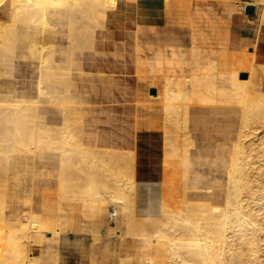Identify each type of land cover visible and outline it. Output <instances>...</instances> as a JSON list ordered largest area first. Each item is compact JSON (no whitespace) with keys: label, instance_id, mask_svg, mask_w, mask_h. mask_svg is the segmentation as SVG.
<instances>
[{"label":"bare ground","instance_id":"bare-ground-1","mask_svg":"<svg viewBox=\"0 0 264 264\" xmlns=\"http://www.w3.org/2000/svg\"><path fill=\"white\" fill-rule=\"evenodd\" d=\"M150 2L155 1L0 0V12L6 9L0 15V264H61L58 243L83 230L71 214L76 208L93 221L107 209L112 211L103 247L110 263L104 264H264V66L245 47L251 43L250 35L241 36L239 45L232 42L231 24L245 5H264V0H189L235 3L229 48L243 60L238 71L237 67L228 71V87L241 94L242 106L235 134L228 135L218 150L201 152L189 131L190 92L148 82L157 85L164 106L159 122L164 176L158 188L136 183L133 152L88 145L72 132V118H64L57 130L40 112L41 96L62 110L69 103L78 53L102 46L112 47L118 56L126 44L119 38L126 31L139 52L140 24L151 14ZM178 19L191 20L184 12ZM261 21L254 46L264 39V12ZM35 27L37 36L31 32ZM46 29L56 30L59 38H48ZM25 58L36 61V91L19 98L14 88L16 67ZM134 59L125 65L144 81L138 73L141 59ZM51 83L59 84L63 92L52 90L57 85ZM43 150L58 158L56 213L31 208L26 211L29 220H11L7 212L11 164L18 155L36 156ZM116 157L120 163L111 160ZM198 164L211 169L206 173ZM79 173L82 186L76 182ZM118 221L123 232L117 229ZM101 237L93 232L94 241Z\"/></svg>","mask_w":264,"mask_h":264},{"label":"crops","instance_id":"crops-1","mask_svg":"<svg viewBox=\"0 0 264 264\" xmlns=\"http://www.w3.org/2000/svg\"><path fill=\"white\" fill-rule=\"evenodd\" d=\"M5 11L6 9H3L0 12V15L5 14ZM145 19L168 23L172 26V28H174L175 32L182 35L179 36L178 42L174 44L175 51L177 50L176 54L178 55L177 69L182 73L180 79L173 84L171 80L163 76V65L158 63L153 65L156 67L155 72H149L151 70L149 69L151 66L143 64L140 51H136V55L134 57L136 58V62L139 61L138 57H141L139 70L142 67V64L144 69L147 68L146 75L144 74V76H146L144 81H139L135 78L133 68H131L130 71L134 77L130 79H103L105 78V72L98 71L96 76L99 77V79L86 81L78 80L84 76L85 73H87L83 69L81 54L78 53L68 93L69 103H65V108L62 110L60 105L52 103L46 96H41L40 112L45 119L52 126H54V129L56 128L57 130L60 129L66 118H72V123L75 125L71 126L72 132L74 131L73 133L78 135V137L82 135L88 145L107 150H129L133 152L136 162L134 163L133 177L136 183L141 187L156 189L162 184L164 176L163 163L160 161L162 153V140L161 129L159 127V122L164 114V106L163 99L158 95V87L156 85H150L148 82H152L153 80V83L162 84L166 89L178 90L183 88L190 92V134L195 137L198 151L213 152L225 144L227 139L226 137H228V135L235 134L237 131L239 114L242 106V102L240 101L241 94L230 91V87H228V71H235L233 70L235 67H237L236 70L238 71L241 67L239 61L243 60V58L241 56H233V53L226 51H209L207 48L201 49L200 47H195V44L197 46L201 45V43H198V40H196L197 38L195 37V32L190 22H169L160 18H153L150 14L146 15L144 17V20ZM186 27L188 28V32L186 33L188 35V43H186L184 39V30ZM31 32L33 34V31ZM50 32L57 34L56 30H45L48 38L56 40L57 37L49 35ZM37 35L38 34L36 33L35 36ZM24 41L27 40L25 39ZM262 43H264V39L257 42L256 45ZM25 48L26 49L24 51L27 50V45ZM119 54L122 56V51H120ZM20 64L22 66H26L27 61L24 63L20 62ZM28 66L30 68L29 70L32 71V79L30 83L27 84V81L21 80V89L18 88L17 90L16 81H14L15 92L19 98L25 97L26 93L35 94L36 91L35 77L37 70L35 59L28 58ZM148 72L151 74V77ZM51 84L57 85L52 86V90L59 93L63 92L62 87L59 84ZM149 95H152L153 98L149 99ZM158 98L162 99L161 114L153 112L151 111L152 109L150 110L149 108L150 105L158 102ZM194 113H206L209 117H213L215 122H221V124H224L220 125V129H215V134L211 136L203 134V138H201V142L199 143L197 130L200 128L193 116ZM77 128L80 130H76ZM216 133H219V135ZM210 140H214L215 144H212ZM217 140H220V142ZM46 156L51 157V159H57V161L55 159L52 160L53 163L50 165L51 168H55L58 164V158L54 155L53 151H39L36 156L25 154L16 156L11 164L8 190L12 183L17 182L19 174L23 169L30 165L31 161L34 163L36 158ZM114 162L120 163L117 159L114 160ZM57 172L58 168L54 173V177L56 179L51 178L46 182L39 180L37 182V186H33L31 188L28 198L29 204H31L33 196H35L36 201H39V195H47V199H53L56 203L58 184ZM79 175L76 177V182L78 184L84 180L82 173H79ZM43 184L47 187H40L43 186ZM78 184L77 186L83 185ZM37 188H40V191H37ZM31 208L32 207L29 206L27 211H30ZM35 208L37 211L40 210L38 202L35 204ZM44 212L55 214L56 208L46 210ZM71 214L73 216V220H78L81 227L83 225L82 232L90 231L92 229L88 227V225L93 226L94 223H92L90 219L84 218V214L81 211L77 209L74 210V214ZM11 220H14V218L12 217ZM22 220H29L28 212L22 215ZM61 240L63 241H60L57 245L61 258V264H68L71 262V258L68 253L69 239L65 240V238H63Z\"/></svg>","mask_w":264,"mask_h":264},{"label":"rangeland","instance_id":"rangeland-1","mask_svg":"<svg viewBox=\"0 0 264 264\" xmlns=\"http://www.w3.org/2000/svg\"><path fill=\"white\" fill-rule=\"evenodd\" d=\"M154 1V3L150 2L149 4H147V8L150 10V15L153 16V18H160L164 21L169 22H177L179 21L178 14L180 12H184L188 14V16H190L191 20L189 22L193 26V30L197 38L196 40H198V43H201V45H197V47H200L201 49L207 48V50L209 51H226L229 53L235 52V50H230L229 48V29L232 15L235 10V3L229 4V6H224L218 5L217 3L206 4L204 2H189V0ZM255 7L257 9V12L254 15L246 14L245 8L243 10V13L236 12L233 22L231 23L232 42L239 45L242 43H240L241 39H239L241 36L246 37L250 35L252 37L251 43L246 44L245 47L247 51L253 52V54L258 58L259 66L263 67L264 43L254 46L253 42L258 27L262 22L261 20L262 14L264 12V5L262 3H259L258 5H255ZM241 17H244L245 20H242ZM32 31L34 36L36 35V33L39 34V29L37 27L33 28ZM184 31V39L185 42L188 43V35L186 34L188 32V28L186 27ZM49 35L59 38V36L54 32H50ZM180 35V33L174 31V28H172L171 25L161 21L158 22L157 20L145 19L140 24L138 43L139 51L143 59V64L151 66L149 68L151 69L149 72H155L156 67L153 66L154 64H162L163 76L171 80L173 84L182 76L180 70L177 69L178 55L176 54L177 50L175 51L174 46V44L178 42V38ZM119 39L126 42L122 56H114V49L112 47L102 48V46H99L97 50L93 52H83V54L81 55V58L83 60V69L87 73H85L84 76H82L78 80L86 81L92 79H99V77L96 76L98 71L105 72V74L103 73L105 76V78L103 79L124 80L133 78L134 76L130 71L131 68H128V65H132L133 59L135 57L134 40L131 36H129L127 31L126 33L121 35ZM99 42H102L101 37H99ZM26 61V66H22L18 61L19 63L16 67L15 81L17 90L18 88H20L21 80H25L27 81V84H29L32 79V71L29 70L30 68L28 66V59H26ZM143 64L138 73L140 77H143V79H145L146 76H144V74L146 75L147 68L144 69ZM149 72L148 74L151 77V74ZM148 97L149 99L153 98L152 95H149ZM158 99V102L153 103V105H150L149 108L150 110L152 109L151 111L158 112L159 114H161L162 99ZM240 101L242 102L241 97ZM193 116L199 124L200 128L199 130H197L199 143L201 142V138H203V134L211 136L215 134V129H220V125L224 124H221V122H215L213 120V117H209V115L206 113H194ZM216 134L219 135V133ZM217 141L220 142V140ZM210 142L212 144H215L214 140H210ZM54 159L55 158L51 159V157L49 156L36 158L34 160V163L31 161L30 165L22 170V172L18 176L17 182L12 183L11 187L8 190L9 207L7 212L9 219L13 217L15 221L20 220L22 215L24 213H27L26 211L28 210L29 206H31L33 211L35 212H44L46 210L56 208L55 200L47 199V195L43 196L38 194L40 196L39 201H36L35 196H33V198L31 199V204H29L28 200L31 188L33 186H37V182L39 180L46 182L49 181L51 178H55L54 173L58 168L57 162V166L55 168L50 167V165L53 163L52 160ZM115 159H117V157L114 159L111 158V160L113 161ZM55 160L57 161V159ZM197 167H199L206 173H208L211 169L209 164H198ZM40 187L47 186L43 184V186ZM37 202L40 205L39 211H37L35 208V204ZM74 210H77V208L73 209V212ZM111 212L112 211L110 209H107V211L103 212L100 217H98L97 220L95 219L94 221L89 218L95 225H88V227L92 228L90 231H81L82 233L79 232L77 233V235L73 234L70 236L68 244V253L71 258V262H69L68 264H89L90 262L91 264H101L103 261L104 264L105 262H109V257L105 258L107 257L106 255L109 254L107 250L104 251L105 244L107 243V238L104 236V232H106L110 227L109 224L111 223L109 219L111 217L109 216V214ZM123 226L124 225L121 224L120 221L117 222V229L122 232L124 231ZM93 232H98L102 236L99 242L94 241V239L92 238ZM91 239H93L94 243ZM96 252L97 254H95ZM104 258L108 260H105ZM100 259L103 261H101Z\"/></svg>","mask_w":264,"mask_h":264},{"label":"water","instance_id":"water-1","mask_svg":"<svg viewBox=\"0 0 264 264\" xmlns=\"http://www.w3.org/2000/svg\"><path fill=\"white\" fill-rule=\"evenodd\" d=\"M245 13L248 15H254L256 13L255 5L248 4L245 6Z\"/></svg>","mask_w":264,"mask_h":264}]
</instances>
